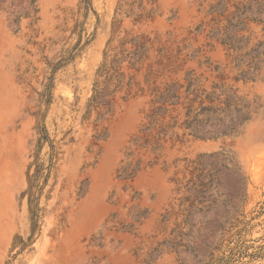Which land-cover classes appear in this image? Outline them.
<instances>
[{"label": "rangeland", "instance_id": "obj_1", "mask_svg": "<svg viewBox=\"0 0 264 264\" xmlns=\"http://www.w3.org/2000/svg\"><path fill=\"white\" fill-rule=\"evenodd\" d=\"M0 264H264V0H0Z\"/></svg>", "mask_w": 264, "mask_h": 264}, {"label": "trees", "instance_id": "obj_2", "mask_svg": "<svg viewBox=\"0 0 264 264\" xmlns=\"http://www.w3.org/2000/svg\"><path fill=\"white\" fill-rule=\"evenodd\" d=\"M41 171H42V169H41V167H40V165H39L38 168H37V171H36L35 175H33V177L36 178L37 175H38L39 173H41ZM46 179H47V174H46L45 177H44V183H43V184H45ZM33 186H34V184H31L29 188L31 189ZM31 202H32V201L30 200V201H29V204H31Z\"/></svg>", "mask_w": 264, "mask_h": 264}]
</instances>
